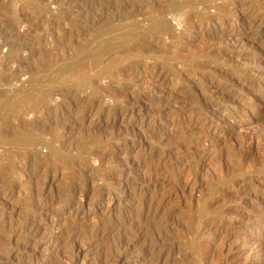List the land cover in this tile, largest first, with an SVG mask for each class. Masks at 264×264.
I'll use <instances>...</instances> for the list:
<instances>
[{
	"label": "rangeland",
	"instance_id": "374dc122",
	"mask_svg": "<svg viewBox=\"0 0 264 264\" xmlns=\"http://www.w3.org/2000/svg\"><path fill=\"white\" fill-rule=\"evenodd\" d=\"M0 38V264H264V0H0Z\"/></svg>",
	"mask_w": 264,
	"mask_h": 264
},
{
	"label": "bare ground",
	"instance_id": "6f19581e",
	"mask_svg": "<svg viewBox=\"0 0 264 264\" xmlns=\"http://www.w3.org/2000/svg\"><path fill=\"white\" fill-rule=\"evenodd\" d=\"M242 20L244 21V22H246V23H248V25L249 26H251L253 23H255L256 21H257V19H256V17H254V16H251L250 18H248V17H244V18H242ZM242 38V37H241ZM240 38V39H241ZM243 39V38H242ZM241 39V40H242ZM3 104V103H2ZM5 104V103H4ZM9 104H10V102H9ZM18 142H20L19 140H17Z\"/></svg>",
	"mask_w": 264,
	"mask_h": 264
},
{
	"label": "built area",
	"instance_id": "2783aa9c",
	"mask_svg": "<svg viewBox=\"0 0 264 264\" xmlns=\"http://www.w3.org/2000/svg\"><path fill=\"white\" fill-rule=\"evenodd\" d=\"M5 51H6V47L4 46V43L2 39L0 38V52H5Z\"/></svg>",
	"mask_w": 264,
	"mask_h": 264
}]
</instances>
